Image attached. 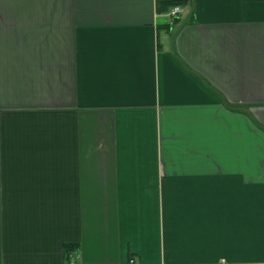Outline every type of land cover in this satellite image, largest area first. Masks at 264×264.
I'll use <instances>...</instances> for the list:
<instances>
[{"label": "crops", "instance_id": "obj_1", "mask_svg": "<svg viewBox=\"0 0 264 264\" xmlns=\"http://www.w3.org/2000/svg\"><path fill=\"white\" fill-rule=\"evenodd\" d=\"M0 264H264V0H0Z\"/></svg>", "mask_w": 264, "mask_h": 264}, {"label": "built area", "instance_id": "obj_2", "mask_svg": "<svg viewBox=\"0 0 264 264\" xmlns=\"http://www.w3.org/2000/svg\"><path fill=\"white\" fill-rule=\"evenodd\" d=\"M180 12H181L180 6L174 5V6H172V8L170 10L169 15H170V17H174V16L178 15Z\"/></svg>", "mask_w": 264, "mask_h": 264}, {"label": "trees", "instance_id": "obj_3", "mask_svg": "<svg viewBox=\"0 0 264 264\" xmlns=\"http://www.w3.org/2000/svg\"><path fill=\"white\" fill-rule=\"evenodd\" d=\"M171 18H173V17H171Z\"/></svg>", "mask_w": 264, "mask_h": 264}]
</instances>
